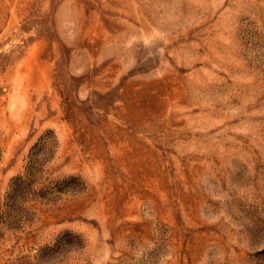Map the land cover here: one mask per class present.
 Masks as SVG:
<instances>
[{"label":"rangeland","instance_id":"1","mask_svg":"<svg viewBox=\"0 0 264 264\" xmlns=\"http://www.w3.org/2000/svg\"><path fill=\"white\" fill-rule=\"evenodd\" d=\"M0 264H264V0H0Z\"/></svg>","mask_w":264,"mask_h":264}]
</instances>
